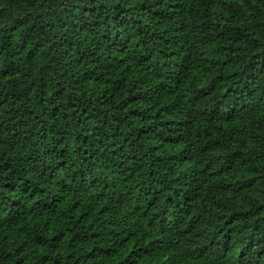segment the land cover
I'll use <instances>...</instances> for the list:
<instances>
[{
    "label": "trees",
    "instance_id": "1",
    "mask_svg": "<svg viewBox=\"0 0 264 264\" xmlns=\"http://www.w3.org/2000/svg\"><path fill=\"white\" fill-rule=\"evenodd\" d=\"M0 264H264V0H0Z\"/></svg>",
    "mask_w": 264,
    "mask_h": 264
}]
</instances>
